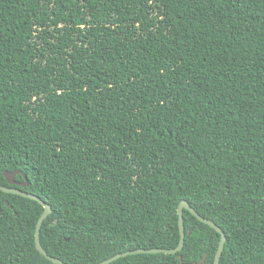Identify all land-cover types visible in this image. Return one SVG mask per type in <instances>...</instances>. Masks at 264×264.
Masks as SVG:
<instances>
[{
  "label": "trees",
  "instance_id": "trees-1",
  "mask_svg": "<svg viewBox=\"0 0 264 264\" xmlns=\"http://www.w3.org/2000/svg\"><path fill=\"white\" fill-rule=\"evenodd\" d=\"M0 185L65 264L175 249L181 201L219 264H264V0H0ZM42 213L0 191V264H52ZM183 226L110 264H213Z\"/></svg>",
  "mask_w": 264,
  "mask_h": 264
},
{
  "label": "water",
  "instance_id": "water-1",
  "mask_svg": "<svg viewBox=\"0 0 264 264\" xmlns=\"http://www.w3.org/2000/svg\"><path fill=\"white\" fill-rule=\"evenodd\" d=\"M17 173H19V172H16L14 174H10V173L5 172L4 177L6 178V180L9 184H14L13 177ZM25 186H26V183H23V187H25ZM0 191H2L4 193H8V194L19 195L21 197L36 201L42 206L43 213L39 217V219L36 223V227H35V234H34L35 247H36L37 251L46 260H48L52 264H65L61 260L49 256L44 251V249L42 248V246L40 244V240H39L40 228H41L43 220L51 214L50 206L47 205L45 202H43L41 199H39L37 196L23 192V191H20V190H17V189L3 187L0 185ZM183 210H187L196 219H198L201 223H203V224L209 226L210 228L214 229L220 235V240H219L218 247H217V250H216V253L214 256V260H213V264H219V261H220V258H221L222 252H223V248H224V243L226 241V237H225L224 232L214 222H212L211 220L205 219V218L201 217L199 214H197L195 212V210L193 208H191L186 201H181V203L178 205V208H177L178 228H179V243L175 249H168V250H166V249H148V250L136 249L133 251H127L125 253L114 255L113 257H110V258H108V259H106V260H104L98 264H110V263L118 260L119 258L128 256V255H135V254H159V253H163V254H168V255H175V254L179 253L183 248L184 238H185L184 226H183ZM178 259L182 263L180 256H178ZM205 259H206V255L198 263L194 262V263H186V264H202L205 261ZM182 264H185V263H182Z\"/></svg>",
  "mask_w": 264,
  "mask_h": 264
}]
</instances>
